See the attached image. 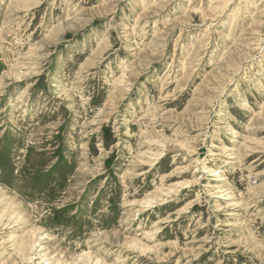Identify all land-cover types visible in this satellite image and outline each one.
I'll use <instances>...</instances> for the list:
<instances>
[{
	"label": "rangeland",
	"instance_id": "rangeland-1",
	"mask_svg": "<svg viewBox=\"0 0 264 264\" xmlns=\"http://www.w3.org/2000/svg\"><path fill=\"white\" fill-rule=\"evenodd\" d=\"M0 264H264V0H0Z\"/></svg>",
	"mask_w": 264,
	"mask_h": 264
},
{
	"label": "bare ground",
	"instance_id": "bare-ground-1",
	"mask_svg": "<svg viewBox=\"0 0 264 264\" xmlns=\"http://www.w3.org/2000/svg\"><path fill=\"white\" fill-rule=\"evenodd\" d=\"M257 40V39H256ZM256 43V42H255Z\"/></svg>",
	"mask_w": 264,
	"mask_h": 264
}]
</instances>
